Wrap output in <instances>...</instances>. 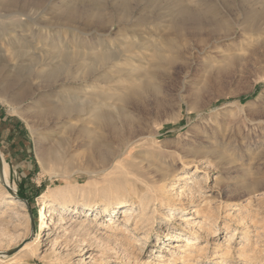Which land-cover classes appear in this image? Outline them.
<instances>
[{"label": "rangeland", "instance_id": "rangeland-1", "mask_svg": "<svg viewBox=\"0 0 264 264\" xmlns=\"http://www.w3.org/2000/svg\"><path fill=\"white\" fill-rule=\"evenodd\" d=\"M202 1L38 0L46 28L21 22L14 41L0 0V88L22 94L0 99V264H264V22L184 49L166 8ZM89 12L107 18L83 33ZM54 145L59 163L46 158ZM102 199L133 207L88 205Z\"/></svg>", "mask_w": 264, "mask_h": 264}, {"label": "bare ground", "instance_id": "bare-ground-1", "mask_svg": "<svg viewBox=\"0 0 264 264\" xmlns=\"http://www.w3.org/2000/svg\"><path fill=\"white\" fill-rule=\"evenodd\" d=\"M9 1H10V6L6 9L7 10L6 14L7 16L11 17V21L13 22L10 28V32L8 34L9 40L16 41L18 39L20 30L19 28L17 29V27L19 23L24 21L35 23L36 24L35 29L37 31L41 29V33L43 32L42 28H46V24L44 23L45 21L43 19V13L46 11L39 10L38 0H25V1L23 0V2L20 1L18 4H14L12 0ZM77 14L79 13L70 10L67 16L72 17L73 15L77 16ZM165 14L170 18L169 19L171 23L170 29L178 38V42L180 43L182 41L183 48L185 49L184 45L188 43L189 39H191V41L195 45H205L211 41H214L217 38H223L234 35L237 31H239L240 28H245L246 25L249 26V24L252 28H257L261 23L264 22V0H251L250 3L246 1V3L243 4L238 3L237 0H204L202 2H197L191 5H187V4L182 5V4L174 3L166 8ZM52 16L54 19L52 27L55 29V34L53 35L54 36L53 47L55 48V56L60 57L62 56V53L59 52L60 47H62L61 46L62 37H61L60 29L62 28L63 25H65V22H64V16L60 11V6L58 3L54 6ZM81 18L83 21L80 22L78 21V23L82 25V28L78 26H75L74 28L75 29L80 28L83 31V33H89L92 25L104 24L107 17L101 14L100 12H95V13L89 12L81 16ZM69 21L74 22L76 20L70 19ZM98 42L99 39L95 41V44H97ZM25 44H23L22 42L20 43L21 46H25ZM36 49L37 51L34 50V53L42 58L45 52V43H44L43 34H40V36L38 37V45ZM164 51H167V49H165ZM19 53L22 54L18 50V54ZM158 57L161 62H164V59H166V57L163 54H159ZM0 59L5 60V52L2 49V47H0ZM7 65L15 66V63L14 64L8 63ZM149 83L150 82H148V84ZM148 84L146 82L143 86L147 87ZM1 91H3L4 93H1ZM20 94L21 93L12 94V90H10V88H8L6 85L0 88V99L2 101H7L10 103V100L20 97ZM120 98L124 100L123 96H121ZM125 98H127V96H125ZM44 113L45 111L42 110L38 112V115L44 116ZM58 113L59 112L57 109L55 111V114ZM122 117H123V112H122ZM93 118L95 123H97L101 127L107 128L112 131L117 130V124L110 112L98 111L94 114ZM92 148L95 152L96 158L99 161L102 162L109 161L111 150L109 149L108 145L105 142L103 143L99 140H95V141L93 140ZM46 158H48L53 163H59L64 159V154L63 151H61L58 146L54 145L53 147L47 149ZM3 169H4V174H3L4 177L1 180L2 185L9 190H14L13 185L9 182V179L7 177L6 163H4ZM5 201L6 199L0 195V205ZM88 205L92 207H97V208L100 207L103 209H111V210L116 206L118 208L127 207L128 209H131L133 207V204L130 202H124V201L115 202L113 199L93 200L91 202L88 201ZM72 209L74 208H70L69 213L75 211ZM24 210H25V206H24ZM67 210H69V208H67ZM107 222L108 224L114 223V221L112 220V216H108ZM136 228H138L139 230L142 229L147 230V227H145V225L137 226ZM100 233L101 232H99L98 234ZM231 239H228V241ZM33 243L35 244L34 253L37 254L39 252V239L33 241Z\"/></svg>", "mask_w": 264, "mask_h": 264}, {"label": "trees", "instance_id": "trees-1", "mask_svg": "<svg viewBox=\"0 0 264 264\" xmlns=\"http://www.w3.org/2000/svg\"><path fill=\"white\" fill-rule=\"evenodd\" d=\"M18 196L20 197V198H28L25 194H23L22 192H19L18 193Z\"/></svg>", "mask_w": 264, "mask_h": 264}]
</instances>
